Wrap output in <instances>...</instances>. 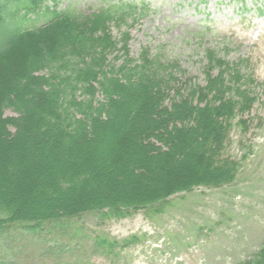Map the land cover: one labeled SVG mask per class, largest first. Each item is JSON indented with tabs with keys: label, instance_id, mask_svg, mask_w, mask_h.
Returning <instances> with one entry per match:
<instances>
[{
	"label": "trees",
	"instance_id": "16d2710c",
	"mask_svg": "<svg viewBox=\"0 0 264 264\" xmlns=\"http://www.w3.org/2000/svg\"><path fill=\"white\" fill-rule=\"evenodd\" d=\"M8 4L51 19L25 28ZM145 7L111 1L85 13L0 0V228L163 213L177 193L236 179L241 163L225 147L257 100L245 59L208 47L206 84L181 83L179 62L148 48L134 57L130 32L112 33ZM236 264H264V243Z\"/></svg>",
	"mask_w": 264,
	"mask_h": 264
},
{
	"label": "rangeland",
	"instance_id": "374dc122",
	"mask_svg": "<svg viewBox=\"0 0 264 264\" xmlns=\"http://www.w3.org/2000/svg\"><path fill=\"white\" fill-rule=\"evenodd\" d=\"M111 1L146 6L136 18L112 23V33L119 38L122 31L130 32L134 57L148 48L164 61L179 62L185 72L178 74L181 83L191 78L206 84L208 47L230 61L245 59L244 71L253 76L257 100L234 120L225 147V155L238 160L241 169L231 184L173 195L163 213L140 210L111 218L92 212L37 230L26 223L5 224L0 228V262L236 264L246 260L264 243V0H44L51 9L85 13ZM8 8L25 28L51 19L34 12L24 18L21 4ZM4 115L17 113L8 108Z\"/></svg>",
	"mask_w": 264,
	"mask_h": 264
}]
</instances>
